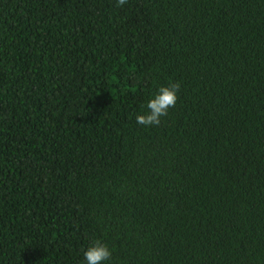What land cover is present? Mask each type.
I'll list each match as a JSON object with an SVG mask.
<instances>
[{"label": "trees", "instance_id": "obj_1", "mask_svg": "<svg viewBox=\"0 0 264 264\" xmlns=\"http://www.w3.org/2000/svg\"><path fill=\"white\" fill-rule=\"evenodd\" d=\"M93 240L110 264H264V0H0V264Z\"/></svg>", "mask_w": 264, "mask_h": 264}, {"label": "clouds", "instance_id": "obj_2", "mask_svg": "<svg viewBox=\"0 0 264 264\" xmlns=\"http://www.w3.org/2000/svg\"><path fill=\"white\" fill-rule=\"evenodd\" d=\"M128 0H117L118 6H124ZM178 85L159 87L146 103V111L136 116V123L144 127L159 126L161 118L166 116L169 109L174 108L178 101ZM112 251L101 240H93L83 250L82 264H110Z\"/></svg>", "mask_w": 264, "mask_h": 264}]
</instances>
